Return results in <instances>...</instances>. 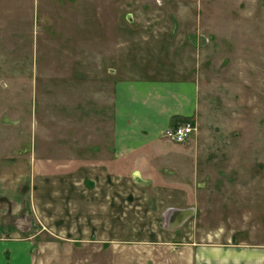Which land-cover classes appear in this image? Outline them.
<instances>
[{"label": "rangeland", "instance_id": "obj_1", "mask_svg": "<svg viewBox=\"0 0 264 264\" xmlns=\"http://www.w3.org/2000/svg\"><path fill=\"white\" fill-rule=\"evenodd\" d=\"M138 78L196 82L192 136L133 155L129 219L108 210L88 240L17 234L34 264H190V244L264 243V0H0V158L30 153L38 175L112 164L116 84ZM171 206L196 215L172 232Z\"/></svg>", "mask_w": 264, "mask_h": 264}, {"label": "crops", "instance_id": "obj_2", "mask_svg": "<svg viewBox=\"0 0 264 264\" xmlns=\"http://www.w3.org/2000/svg\"><path fill=\"white\" fill-rule=\"evenodd\" d=\"M198 96L192 80L119 81L110 165L83 164L77 156L59 166L44 163L38 175L30 153L0 158V264H34L35 241L17 234L36 225L54 233L81 234L88 240L100 226L110 225L108 210L121 205L123 218L126 214L129 219L133 155L155 147L168 129L190 122ZM180 211L189 213L183 222ZM194 213V207L171 206L164 219L176 232ZM190 245V264H264V243Z\"/></svg>", "mask_w": 264, "mask_h": 264}, {"label": "built area", "instance_id": "obj_3", "mask_svg": "<svg viewBox=\"0 0 264 264\" xmlns=\"http://www.w3.org/2000/svg\"><path fill=\"white\" fill-rule=\"evenodd\" d=\"M194 132L193 125L188 122L182 125L177 126L173 129H168L163 137L175 144H183L192 136Z\"/></svg>", "mask_w": 264, "mask_h": 264}, {"label": "water", "instance_id": "obj_4", "mask_svg": "<svg viewBox=\"0 0 264 264\" xmlns=\"http://www.w3.org/2000/svg\"><path fill=\"white\" fill-rule=\"evenodd\" d=\"M175 213V212H174ZM180 215H181V217H182V222H183V220L188 216V212L187 211H180V213H179ZM182 222L180 223V224H182ZM179 224V225H180Z\"/></svg>", "mask_w": 264, "mask_h": 264}]
</instances>
